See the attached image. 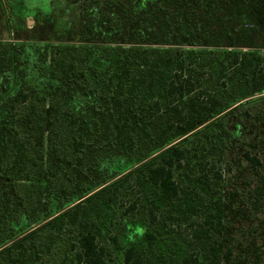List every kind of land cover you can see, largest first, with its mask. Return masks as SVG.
I'll list each match as a JSON object with an SVG mask.
<instances>
[{"label":"trees","instance_id":"obj_1","mask_svg":"<svg viewBox=\"0 0 264 264\" xmlns=\"http://www.w3.org/2000/svg\"><path fill=\"white\" fill-rule=\"evenodd\" d=\"M81 8L79 44L0 43V264H20L21 248L33 264H52L62 251L77 264H112L118 245L104 228L129 183L140 194L129 212L155 221L166 210V222L203 209L195 238L206 242L210 218L224 238L215 260L191 251L158 263L147 231L146 245L126 247L119 264L231 259L224 211L245 206L264 226L257 144L228 127L232 110L252 102L239 99L264 92V58L252 51L264 49V0H90ZM215 126L214 139L241 138L251 178L243 197L231 185L212 206L183 198L176 174Z\"/></svg>","mask_w":264,"mask_h":264},{"label":"rangeland","instance_id":"obj_2","mask_svg":"<svg viewBox=\"0 0 264 264\" xmlns=\"http://www.w3.org/2000/svg\"><path fill=\"white\" fill-rule=\"evenodd\" d=\"M88 1L90 0H78L76 3L73 0H0V43L79 44L81 40L78 13L79 9H82L81 5H87ZM100 6L97 5V8ZM89 9L92 10L90 6ZM109 46L119 47L117 44H109ZM244 51L247 53L249 50ZM252 51L256 57L264 58V49H252ZM251 81L252 84L254 79ZM229 94L232 95V92ZM255 98L263 99L258 103L253 101ZM244 101L252 102L244 105L242 109L232 110L233 113H238V116L229 117L228 127L231 131L243 135L244 139L257 144L256 153L261 158V171L264 173V92L247 94L237 103ZM216 129L218 128L215 126L213 132L210 131L212 137H208L205 141L198 139L195 141L193 145L199 149L198 156L190 166L185 164L176 174L180 179L183 198L192 196L200 199L202 203L212 205L217 201L219 191L223 192L225 187L230 189L233 185L238 188L242 197L248 189L251 174L247 162L242 157L244 149L241 138L239 140L236 138L227 145L222 138H213ZM194 137L192 136L187 143L190 144ZM201 153H205L203 160L199 157ZM196 162L198 165L195 164ZM228 165L231 166L229 173L226 168ZM243 166L246 168L242 170ZM239 168L240 171H236ZM132 185L129 183L126 188L119 190L118 201L111 210V217L106 221L107 226L104 228L111 248L118 245V248H114V252L107 257L112 264H119L122 261V251L131 244L146 245L144 237L147 231L155 235L151 248L147 250L148 256L158 263L162 256L169 259L178 258L191 251L207 253L213 257V260L222 254L221 243L224 231L218 233L212 228L217 218H210L209 223L212 226L208 227L209 236L206 242L202 243L195 238L194 231L205 223L207 212L198 209L194 215L181 218L170 216L166 222H162L160 216L168 212L162 210L157 212V220L150 221V217L140 209L133 212L127 210L129 205L140 197V194H136V186ZM238 206V209L231 212L224 211L221 218L222 226H232L230 235L234 240L230 245L234 255L229 260L222 257L220 262L211 264H244L243 258L251 259V262L252 259H259V264H264V226H261L258 217L250 213L245 206ZM111 236H116L118 243H113ZM99 241H102L101 237ZM66 245L64 248L67 247ZM239 254L241 255L238 258ZM72 256V253L66 256L62 251L53 257L51 263L77 264L72 260ZM39 259L40 257H37L38 262ZM18 261L20 264H33L34 259L30 253H26L21 248Z\"/></svg>","mask_w":264,"mask_h":264}]
</instances>
